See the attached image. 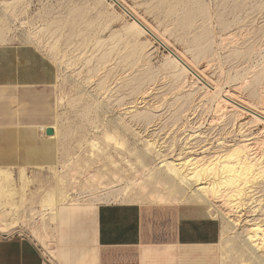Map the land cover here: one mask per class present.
<instances>
[{
    "label": "rangeland",
    "instance_id": "1",
    "mask_svg": "<svg viewBox=\"0 0 264 264\" xmlns=\"http://www.w3.org/2000/svg\"><path fill=\"white\" fill-rule=\"evenodd\" d=\"M122 1L129 8H133L134 11L136 10L137 13L155 27L160 34H164V36L162 35L164 38H162L168 46L155 41L151 35L138 36V41H148L151 43L149 46V51L151 52L147 57L149 61L148 64L144 61V58L138 63V61L134 59L135 56L130 55L133 49V46L131 45L134 43L137 36L133 33L131 34V32H124V29L125 24L128 25L132 22V16L125 14L122 6L114 4L111 0H0V43H23L34 45L43 50L58 67L59 76L54 85L53 95L57 116L55 125H57L60 130V135L57 138V158L53 163L54 165H50L47 168L44 167L47 171L42 173L28 172L26 169L23 176L24 179H22L20 173H17L21 170H15L10 167L11 170L14 171L16 178L19 177L18 183L16 182L18 194L15 196V199H10L0 194V234H9L10 236H13L18 232L28 234L40 245L43 244L46 251L50 252L54 257H57L61 264L66 263L61 256L60 244L56 242L54 232L55 230L59 232L61 226L66 224L67 220L60 221L57 214H53L51 209H41V206L44 207L42 199L45 194L43 192L57 186V188H59V186H62L63 184L66 191L68 190L69 193H74L70 195L71 197L89 195L83 199H78L81 200V203L83 204H89L91 202L96 203L99 206L101 203L131 202L123 192L121 193L123 190L119 192L118 189H121L130 183L128 178H126L129 177V179L136 180L137 184L130 183L128 187L131 188V191L136 192L137 190L138 192L140 190L139 187L141 186V184H139L140 181L144 179L141 183L142 185L146 183L148 171H145V173L141 167H137L138 173L136 172L134 174L130 169L127 170L129 167L120 161H122L121 158L124 156V158H129L133 162H136V159H139L140 157V159L147 160L150 163L152 162V156L145 155L143 151V142L145 139V136L143 135L150 132L149 130H152L153 127L159 129V134L157 133L158 136H156L157 139H159V142L163 145L174 143L176 148L182 143L183 137L186 133H193L190 132L195 129L193 126L201 124L202 127H197L196 134L201 133V130L205 132L204 134L206 135L207 141L204 143L211 147V151L223 141L234 144L236 141H242L245 137L253 138L252 142L253 146H256V150H259L264 144L263 123L253 122L251 125L249 124L250 127L243 129L245 131L239 130L241 123L247 122L248 120L251 121L252 116L250 114H243L236 120L233 118V120H230L231 118L228 119L229 117L227 119L226 117L225 119L224 117H221L219 120L212 121L215 116L216 108L215 103L211 101L212 99L209 100L208 103L207 98L203 99L206 101L202 100V102H200V98L196 99V97H189V99L187 97L185 100L187 102H183L186 93L182 92V90L179 89V87L177 88L176 85L173 87L171 86L175 83L173 84V78L170 75H167L169 68L168 66L166 67L167 55H171V51L168 47L179 54L186 53L189 59L194 58V56L201 50L209 47L212 54L211 52L205 54L206 57H203L205 56L203 53L200 54L201 56H199V59H201L200 61L198 60V68L200 70L206 69L207 74L212 79L218 80L219 83L221 82L220 86L222 89L229 90L238 87L235 89L238 90L243 98L246 97L245 99L258 105V109L264 110V0ZM190 17L192 23H188ZM253 20L254 22L252 23ZM109 52H112L111 55L108 56L109 58H105V53ZM115 52H118L119 55H116ZM230 64H232L233 67ZM93 68H96L97 70H94ZM220 71H222L223 74L220 73ZM107 72H109V74L106 78L105 74H107ZM127 76H129L130 79ZM103 77L104 79L106 78L104 82L102 81ZM151 77L154 79H151ZM188 81L192 83L194 87L195 85L196 87H203L202 82L198 81V79L192 74L188 75ZM100 82H103V84ZM103 85L108 88H104ZM247 85L248 88L246 89ZM167 90L168 92H166ZM163 92L165 94H160ZM182 93L183 95L185 93L184 99ZM2 95L3 94H0V96ZM121 95H124L125 97L121 99ZM174 95L177 97L180 95L182 96V98L181 96L179 97V103L176 101L173 104L176 100ZM173 98L174 101L172 100ZM120 99L123 100V102ZM191 99H193L192 102ZM157 101L160 102L158 103ZM193 101H196V103ZM8 104L9 106L6 108V111H3L0 115V117L6 120L7 123L0 125V127L12 129L17 127L13 124V117H20L22 112L27 110L21 108L18 102H9ZM177 105L181 106L179 110H177ZM144 108H154V111L156 110L162 115L157 118L154 117L155 119L153 118L152 121L150 120L151 122L148 118L147 121L146 117H133V113L136 109L144 110ZM173 110L176 112L174 113ZM127 112H133V115ZM131 119H133V121ZM126 122L134 128L132 127V129L130 128V130L127 131L120 127ZM211 126L214 129L213 131ZM106 129H110L113 133L119 131V134H115L114 138L110 140L111 143L108 144V146L106 136L104 135ZM198 130L200 132H198ZM136 131L141 134L143 133V135L138 134L137 136ZM93 138L100 140L103 143L102 145H104V148L106 144V151L102 152L101 150L100 152L98 151L100 150V147L95 148V146L92 147V145H89L88 139ZM260 143L263 144L261 145ZM127 149H133L135 152L131 154L130 150L128 151ZM105 152H109L110 156L107 153L109 157L112 156L120 162L123 172L127 167L123 178L125 177L128 181L123 179L118 185L119 188L115 187L119 193L111 190L98 196L97 194H94V192L103 189L102 186L108 182V179L104 180L102 186L97 184L94 185L93 188L87 180L89 177V179H92V177L97 176L95 174L99 175V173L102 172V168L105 167H103V161L106 163L105 165H110V158L105 155ZM78 154L80 158L76 159ZM94 154L99 155L98 159L97 155L95 156ZM196 154L200 156L203 155L201 150H198V153L192 152L190 155L195 156ZM100 155H102L103 158ZM82 157L83 161H91L92 165L88 167L86 161L85 163L81 161ZM99 158H101V161ZM75 160L77 162H74ZM97 161L98 163L102 162L103 165H101V163L98 165ZM78 162H82L81 164H83L84 167L83 170H81L82 168L79 166H76V163ZM55 167L57 170H55ZM110 167L112 168V171L114 170V174L121 173L120 171L115 170L116 167L113 166L114 169L112 166ZM37 169L41 170L43 168L38 167ZM149 180L150 179H148L146 185H148V189H152L153 180ZM133 185L134 190H132ZM95 186L100 188L97 189ZM105 189L106 188H104V190ZM115 192H117V194ZM92 194L93 197L90 196ZM121 195L124 196L121 197ZM8 200H15L14 202L19 207L18 213L20 214V217L14 227L7 225L6 222H4L6 219L10 220V218L13 219L17 216L14 209H9L8 212L5 211V213H3L4 205H8ZM131 203H134V201ZM192 204L198 205L194 202H187L179 203V205L176 206ZM262 204V209L256 212L259 215L264 213V201ZM215 213H217L215 210H213L211 214L208 212L210 216L219 219L222 223V239L217 246L218 252H220L219 264H235L242 258L240 251L242 252L244 247V243L242 242H244L245 232L242 228L240 229L239 226L224 234L226 223L221 216L218 215V217ZM35 215H41L42 219H33ZM49 217H51L52 220ZM55 220L58 221L56 222ZM49 227H52V234H48L45 231Z\"/></svg>",
    "mask_w": 264,
    "mask_h": 264
},
{
    "label": "bare ground",
    "instance_id": "2",
    "mask_svg": "<svg viewBox=\"0 0 264 264\" xmlns=\"http://www.w3.org/2000/svg\"><path fill=\"white\" fill-rule=\"evenodd\" d=\"M111 1L114 4H116V5H121L123 10H124L123 12H125V14H127L129 16H132V22H130V23L128 22L129 23L128 25L125 24V29H124L125 30L124 32H126V33H130L131 32V34L133 33V34H135L137 36L135 38V40H134V43L131 45V46H133V49H132L130 55L135 56L134 59L137 60L138 63H139V61L141 62L142 58H144V61L148 64L149 61H148L147 57L149 56V54L151 52V51H149V46L151 45V43L148 42V41H145V42L138 41V39H137L138 36L151 35V36H153L155 41H157L159 43H163L164 45L168 46L167 43L163 40L164 34H162V33L160 34V32L155 27H153L142 16H140L137 13L136 10L134 11L133 8H129L128 6H126L122 0H111ZM176 4H179V3H176ZM206 17H207V15H206ZM254 20L252 21V23L254 22ZM209 21H211V20H209ZM188 23H192L191 17L189 18ZM235 35H237V34H235ZM114 36H116V35H114ZM254 43H256V42H254ZM128 45H129V43H128ZM216 45H217V43H216ZM211 46H212V44H211ZM168 48L171 51L170 52L171 55H167L166 67L168 66V68H169L168 69L169 71H168L167 75H170L173 78V82L172 83L173 84L175 83V84L174 85L170 84L172 87L176 85L177 88L179 87V89H181L182 92L186 93L185 99H184L185 93H184V95L182 93L183 99H184L183 102H187V101H185L187 97L188 98L189 97L190 98L191 97H194V98L196 97V99L200 98V100H201L200 102H202L203 99L207 98L208 99V103H209V100L212 99L211 101L213 103H215V105H216L215 116H214L212 121L219 120V119H221V117H224V119H225V117H226V119L229 117L228 119L231 118L230 120H233V119L236 120V119L239 118V116L241 117V115H243V114H246V113L250 114L252 116L251 121L248 120L247 122L241 123L240 128H239V130H241V131L243 129H245V128L247 129V127H250L249 124L251 125V123H253V122L254 123H263L264 124V110L263 109H261V110L258 109V105L252 103V101H249L248 99H245L246 97L243 98V96L238 92V90L235 89V88H238V87H235V88H232V89H229V90H225L224 88L222 89L221 86H220L221 82L219 83L218 80L212 79L207 74L206 69H203V70L201 69L200 70L198 68V64H199L198 62L201 59V58L199 59V56H201L200 54H202V53H203V55L209 54L211 52L209 47L208 48H204L203 50H201L192 59H189L188 56L186 55V53L185 54L184 53L183 54H179L178 52H175L174 50H172L170 47H168ZM212 48H213V46H212ZM251 51H252V49H251ZM111 53L112 52L105 53V55H104L105 58L108 57L109 55H111ZM240 53H242V52H240ZM211 54H212V52H211ZM116 55H119V53L117 52ZM226 55H228V54H226ZM238 55H239V52H238ZM203 57H206V55L203 56ZM232 57H234V56H232ZM243 57H245V56H243ZM137 61H136V63H137ZM226 61H227V58H226ZM205 62H207V61H205ZM142 63H143V61H142ZM134 64H135V62H134ZM230 65H232V64H230ZM232 67H233V65H232ZM122 68H124V67H122ZM222 71H220V73H222ZM101 72H103V71H101ZM124 73H126V72H124ZM108 74H109V72H107V74H105L106 78H107ZM189 74H192L195 78L198 79V81L202 82L203 87L202 86L196 87V85L194 87L192 85V83H190L188 81V75ZM222 74H220V75H222ZM93 75H95V74H93ZM164 75H162V76H164ZM133 76H134V74H133ZM127 77L129 78V76H127ZM153 77H154V75H153ZM153 77H151V79ZM158 77H159V75H158ZM106 78L104 79V77H103L102 81L104 82L106 80ZM103 82L102 83L100 82V83L103 84ZM243 83H245V82H243ZM248 83H246V84H248ZM237 85H239V84H237ZM151 86H153V85H151ZM151 86H149V87H151ZM165 86H166V84H165ZM225 86H226V83H225ZM103 87L106 88L107 86L103 85ZM247 88H248V85H247L246 89ZM255 88H256V86H255ZM244 89H245V87H244ZM42 91H44V90H42ZM164 92L160 93V94H165ZM166 92H168V90ZM173 92H174V90H173ZM0 94H4V92L2 90H0ZM256 95H258V94H256ZM121 97H122L121 99H123L125 96L121 95ZM175 97H176L175 101H174V98L172 99L174 101L173 104L176 101L178 102L180 100L179 97H177V96H175ZM181 98H182V96H181ZM193 99H191V102H192ZM121 101L123 102V100H121ZM196 101H193V102L196 103ZM203 101H206V100H203ZM53 103H55V100H54ZM114 103H115V101H114ZM189 103H190V101H189ZM203 103H205V102H203ZM181 104H182V102H181ZM197 104H199V103H197ZM156 106H157V104H156ZM203 106H205V105H203ZM177 107H178L177 110H179V108L181 106L177 105ZM184 107H185V105H184ZM153 109H147V108L145 109L144 108V110L143 109L142 110L136 109V111L133 109L135 112L133 110H131V111L134 112V113L132 112L134 115L131 112H127V113H131L134 118H136V117L140 118L142 116L143 118L146 117V120L148 118L149 121L150 120L152 121L154 117L157 118V117L162 115L161 113L159 114V112H157L156 110L154 111ZM181 109H183V108H181ZM185 110H186V108H185ZM203 111H205V110H203ZM175 112L176 111H174V113ZM174 113H172V114H174ZM178 113H177V116H178ZM131 118H132V116H131ZM175 118H176V115H175ZM175 118H174V120H175ZM131 120L133 121V119H131ZM177 120H179V119H177ZM222 120H223V118H222ZM221 123H223V122H221ZM201 125L193 126L195 129L193 131H190V132H193V133H188V134L186 133V135L183 137L182 143L181 142H180L181 144L178 143L179 145L177 146V148H176V145L174 143H172L170 145H163L161 142H159V139H157V137H156V136H158L157 133L159 132L158 131L159 129L156 128V127L155 128L153 127V129L149 130L150 132H147L145 135H143V133L141 134L140 132L136 131L137 132V136H138V134L145 136L144 142L141 141V142L144 143L143 151H144L145 155L152 156L151 157L152 158V162L150 163L147 160L140 159L141 157L139 159H136V162H133L129 158H124V156L121 158L122 161H120V162H123L124 165L128 166L129 168L127 170L130 169L132 173L134 172V174L136 172L138 173L137 167H141V169L144 172L148 171V174H147L148 178L146 179V183H147L148 179H150V180L152 179L153 180L152 189H148L149 187H148V185H146V183L144 185H142L141 182L144 181V179H142V181H140V183H139V184H141V186L139 187L140 190L138 192H137V190H136V192L135 191H131V188L128 187V185L130 183H136L137 184V182L134 179L133 180L129 179V177H126V178H128L130 183L128 185H126V186L123 185L125 187L120 189L118 187V185H119V183L121 181H123V179L124 180L126 179L125 177L123 178V175H124V172H126V168L127 167L125 166L126 168H125V170L123 172V170H122L123 168L120 165V162L118 160H116V158L114 159L112 156L109 157L110 156L109 152H107L109 156L107 155L106 152H105V155H107L111 159L110 160L108 158L109 161H110L109 162L110 165L109 166L105 165L106 163L104 161H103L104 165H103L102 162L98 163V161L101 159V158H99V160L97 161L98 165L101 163V165H103V167L104 166L105 167L102 168V172L99 173V175L95 174V175H97L96 177H92V179H89L90 178L89 177L87 182H89V184L92 185V188H93V186L97 185V184L102 186V184L104 183V180L108 179V182L105 181L106 184L105 185L103 184V186H102L103 189L96 190L94 192V194H97L98 196L106 193L107 191H111V190H113V192L114 191L118 192V190L120 192L121 190H123V191H121V193L123 192V194H125L127 196V198H129L128 200L129 201L131 200V202L134 201V203L135 202L136 203L137 202H142V203L143 202H157V203H187V202H189V203L191 202L192 203V202H194V203H196V204H198L200 206H203L205 208V210L207 212H209L210 214H211V212L213 210H215L217 212L215 214H217V216L218 215L221 216V218L226 223L225 224V230H224L225 232H224V234L227 233V232H230V230H232V229H234L236 227H239V226H240V229L242 228V230L245 232L244 233V242H242V243H244V247L242 249V252L240 251L242 258H241L240 261L236 262L235 264H250V263H252V264H264V213L260 214V215L258 213H256L257 211L262 209V206H263L262 202L264 201V144L262 143L263 144L262 145L260 143L262 146L260 147L259 150H256V148H255L256 146L255 147L253 146V142H252L253 138H246L245 137V139H243L242 141H240V142L236 141V143H234V144L233 143L230 144L231 142L227 143V142L222 140L223 142L219 143L217 146L214 147V150L211 151V147L208 144L204 143L205 141H207L206 135L204 134L205 132H203L201 130V133H197L196 134L197 127H199ZM46 126L48 127V125H44L42 123V124L39 125V128L42 131H45L46 130ZM53 126L55 128V133H54V135H50L49 137L57 139L59 137V135H60V130H59L57 125H53ZM175 126H176V124H175ZM217 126H218V124H217ZM120 127H122L124 130L128 131V130H130V128L132 129L133 126H130L126 122L125 124L123 123L122 126H120ZM254 127H256V126H254ZM211 128H212V131H213L214 129H213L212 126H211ZM243 131H245V130H243ZM118 132L119 131H115V133H113V132L110 131V129H106L104 131V135L106 136L107 146H108V144L111 143L110 140H112V138H114L115 134L117 135ZM198 132H200V131L198 130ZM218 134H219V132H218ZM245 136H247V135H245ZM85 138H87V137H85ZM96 139H94V138L93 139H88V144L92 145V147L95 146V148H99L100 147L99 148L100 150H98L100 152H101V150H102V152L106 151V144H105V148H104L103 147L104 145H102L103 143L100 140H98V139L96 140ZM257 146H258V144H257ZM129 150H130L131 154H133L135 152V151H133V149H129ZM198 150L202 151V153H203L202 156L197 155V154L195 156L190 155L192 152L193 153L194 152L198 153ZM101 154H103V153H101ZM96 155H97V159H98L99 155L98 154H96ZM118 155H119V153H118ZM100 156L102 157V155H100ZM140 156H142V155H140ZM137 157H138V155H137ZM78 158H80L79 154H78V157L76 159H78ZM82 159H83V157L81 158V161L85 163L86 160L83 161ZM74 162H77V161L75 160ZM82 162L76 163L77 164L76 166H79L80 168H82L81 170L84 169L83 164H81ZM86 162H87L86 164H88V167H90L92 165L91 161H90L91 163L88 162V161H86ZM123 163H122V165H123ZM36 164L38 165V163H36ZM20 165H22V164H20ZM50 165H54V164H48V167ZM110 166L116 167L115 170H117V171H120V166H121V171L120 172L121 173L123 172V173L122 174L121 173L120 174L116 173L117 175L114 174L115 172H114V170L113 171L111 170L112 168ZM86 167H87V165H86ZM114 167H113V169H114ZM19 168H18V170H21V171L20 172L18 171L17 173H20L21 178L24 179L23 176H24V174L26 172L25 171L26 167L25 166L24 167L23 166H19ZM12 169H13V167H12ZM55 170H57L56 167H55ZM92 175H93V173H92ZM18 178H16V175H15L14 171H12L10 167H4V165L0 166V194H2L4 197L10 198V199H13V198L15 199V196L18 194V188L16 186V182L18 183ZM138 182H139V180H138ZM126 184H127V182H126ZM52 187H50V188H52ZM57 187H54L53 189L45 191L46 193L43 192L45 194L43 199H42L43 200L42 204H43L44 207L41 206V209L42 208H45L46 210L47 209H49V210L51 209L53 214H57V216H58L59 207L61 205H63V204H83V203H81L82 201L78 200V199H83V198L89 196L88 195V196H82V197H79V196L71 197L70 195H72L74 193L73 192L69 193L68 190L66 191V188L63 186V184H62V186H59V188H57ZM95 187H97V189L100 188V187L98 188V186H95ZM115 187H118L119 189L117 190V188H115ZM74 188H75V186H74ZM104 188H106V189L104 190ZM135 188H137V187H135ZM132 190H134V185H133V189ZM117 192H115V193L117 194ZM90 196L93 197V194L90 195ZM94 196H96V195H94ZM123 196L124 195H121V197H123ZM70 199H74V200H70ZM123 200H124V198H123ZM14 201L15 200H8V205L6 206V204H5L4 205V212L2 211L3 213H5V211L8 212L9 209H14V212L17 213V216L14 217L13 219L10 218V220L6 219V221H4V222H6L7 225H11L12 227H14V225H16L15 223L17 222V220L20 217V214L18 213L19 207ZM89 204H96V203H91L90 202ZM51 213H49V214H51ZM213 216H215V215H213ZM35 218H38L39 220L42 219L41 215H35L33 219H35ZM49 218H51V217H49ZM51 220H52V218H51ZM49 221H50V219H49ZM46 226H48V225H46ZM46 226H45V228H46ZM45 228H44V230H45ZM45 231L48 234H50L51 233L50 232L51 231L50 227L47 228V230H45ZM55 232H57V231L55 230ZM38 235H39V233H38ZM41 246H43V248L46 251V248L44 247V245L41 244ZM54 258L56 260V257H54ZM56 262H57V260H56Z\"/></svg>",
    "mask_w": 264,
    "mask_h": 264
},
{
    "label": "crops",
    "instance_id": "3",
    "mask_svg": "<svg viewBox=\"0 0 264 264\" xmlns=\"http://www.w3.org/2000/svg\"><path fill=\"white\" fill-rule=\"evenodd\" d=\"M58 76V67L40 48L0 43V115L9 102L27 110L13 117L17 127H0V166L42 173L56 161L57 139L46 130H55ZM6 123L0 117V125ZM42 123L48 125L45 131ZM176 205L63 204L58 219L67 221L54 232L61 256L66 264H219L221 221L199 205ZM42 259L41 245L28 234H0V264H42Z\"/></svg>",
    "mask_w": 264,
    "mask_h": 264
},
{
    "label": "built area",
    "instance_id": "4",
    "mask_svg": "<svg viewBox=\"0 0 264 264\" xmlns=\"http://www.w3.org/2000/svg\"><path fill=\"white\" fill-rule=\"evenodd\" d=\"M41 252H42V264H59L56 262L54 256L50 252H46L43 246H41Z\"/></svg>",
    "mask_w": 264,
    "mask_h": 264
},
{
    "label": "water",
    "instance_id": "5",
    "mask_svg": "<svg viewBox=\"0 0 264 264\" xmlns=\"http://www.w3.org/2000/svg\"><path fill=\"white\" fill-rule=\"evenodd\" d=\"M46 133L49 135H54L55 130L53 128H47Z\"/></svg>",
    "mask_w": 264,
    "mask_h": 264
}]
</instances>
